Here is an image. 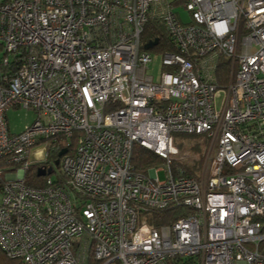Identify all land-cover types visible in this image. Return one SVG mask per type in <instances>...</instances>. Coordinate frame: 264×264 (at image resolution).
Segmentation results:
<instances>
[{
	"label": "built area",
	"instance_id": "1",
	"mask_svg": "<svg viewBox=\"0 0 264 264\" xmlns=\"http://www.w3.org/2000/svg\"><path fill=\"white\" fill-rule=\"evenodd\" d=\"M149 20L178 49L158 81ZM13 108L36 115L19 133ZM176 134L212 140L201 177ZM136 145L160 162L137 169ZM33 165L58 179L28 185ZM0 194V246L27 264H264V0H0ZM171 206L190 212L150 223Z\"/></svg>",
	"mask_w": 264,
	"mask_h": 264
},
{
	"label": "trees",
	"instance_id": "2",
	"mask_svg": "<svg viewBox=\"0 0 264 264\" xmlns=\"http://www.w3.org/2000/svg\"><path fill=\"white\" fill-rule=\"evenodd\" d=\"M158 39V44L151 49L160 50L165 52L166 50H173L178 52L177 47L174 44L173 39L170 37V34L166 28V26L158 20H149L146 24L144 33L142 35V42L146 44L149 41H153ZM143 47V46H142ZM232 69V61L230 59H226L225 57H221L219 61V74L221 75L220 83L227 82L228 74ZM194 135V134H191ZM203 135L205 134H197ZM76 141L73 140V146H75ZM135 152L133 157L134 165L139 170H145L149 166L155 165L160 162L159 157L151 150L141 146H135ZM181 164L189 174H196V168L187 166L184 163L178 162L174 166H178ZM38 165H33L29 168L26 173V183L28 185L40 186L43 183L42 177L38 175ZM190 212L189 208L181 207V206H171L165 208L163 210H152L149 215L150 223L155 226H162L165 224H169L179 220L181 217L185 216ZM0 264H27L22 259H14L10 258L6 255L3 249L0 246Z\"/></svg>",
	"mask_w": 264,
	"mask_h": 264
},
{
	"label": "rangeland",
	"instance_id": "3",
	"mask_svg": "<svg viewBox=\"0 0 264 264\" xmlns=\"http://www.w3.org/2000/svg\"><path fill=\"white\" fill-rule=\"evenodd\" d=\"M176 1V0H171ZM175 10L179 12V19L182 22H189L192 19L191 13L183 7V5L176 3ZM154 58V61L150 64L151 69L149 73L155 77L158 81L161 72L163 71L162 57L163 51L151 49L149 51ZM237 69V64H234L233 71L235 73ZM222 94L217 98V104L219 107L222 102ZM9 121L13 131L22 132L27 129L33 122L30 123L32 118L35 116L34 111L29 109H17L9 111ZM30 123V124H29ZM174 144L180 147L181 154L187 156V160L184 162L187 166L194 167L196 174H190L195 176L204 175L207 170H209L210 160L208 158L209 154L212 158L214 156L215 150L211 148L212 140L208 136L203 135H176L174 136ZM43 146L35 148L34 152L39 153ZM54 180H57L59 173L56 168V172L50 175ZM160 179H165V172H159ZM2 196H0L1 203Z\"/></svg>",
	"mask_w": 264,
	"mask_h": 264
},
{
	"label": "water",
	"instance_id": "4",
	"mask_svg": "<svg viewBox=\"0 0 264 264\" xmlns=\"http://www.w3.org/2000/svg\"><path fill=\"white\" fill-rule=\"evenodd\" d=\"M157 44H158V39L153 40V41H149L144 45V48L147 50H150L151 48H153ZM63 153H65V150L61 152V155H63ZM51 173H52V168H49L48 170H46L44 167L38 168V175L39 176H44L46 174H51Z\"/></svg>",
	"mask_w": 264,
	"mask_h": 264
},
{
	"label": "crops",
	"instance_id": "5",
	"mask_svg": "<svg viewBox=\"0 0 264 264\" xmlns=\"http://www.w3.org/2000/svg\"><path fill=\"white\" fill-rule=\"evenodd\" d=\"M191 21V20H190ZM189 21V22H190ZM189 22H185V23H189ZM167 51V50H166ZM171 51H173V50H171ZM165 53V52H164ZM219 61H220V59L218 60V63H217V65H216V67H217V71L215 72V79L217 80V82L218 81H220V78H221V75L219 74V71H218V69H219ZM229 77V74H228V76H227V78ZM17 109H22V108H13V109H10V110H8V112H7V119H8V123H9V128H10V131L12 132V133H19V132H17V131H13L12 130V128H11V125H10V121H9V116H8V114H9V111H11V110H17ZM35 117H36V115L32 118V120L30 121V123L31 122H33L34 120H35ZM29 123V124H30ZM176 135H185V134H176ZM175 135V136H176ZM189 135H191V134H189ZM194 135H197V134H194ZM207 136V135H206ZM38 171V170H37ZM0 196H1V194H0Z\"/></svg>",
	"mask_w": 264,
	"mask_h": 264
}]
</instances>
